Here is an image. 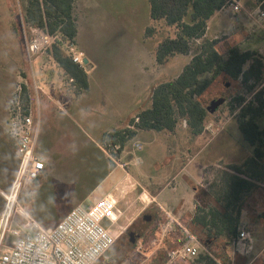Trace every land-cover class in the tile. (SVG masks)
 Instances as JSON below:
<instances>
[{"label":"rangeland","instance_id":"obj_1","mask_svg":"<svg viewBox=\"0 0 264 264\" xmlns=\"http://www.w3.org/2000/svg\"><path fill=\"white\" fill-rule=\"evenodd\" d=\"M241 1L245 3L247 0ZM76 16L78 33L76 44L74 43L75 47L77 51L83 52L84 57L97 68L91 78L92 82L93 79L95 80L96 86L92 95L86 99V104L93 105V95L100 97L101 101L105 100V97L111 96L112 101H114L112 104L113 112L122 109L131 100L137 99L138 88L140 89L141 84L147 80V73L142 74L141 72L142 66L149 68L154 63L155 49L165 37H173L175 30L167 27L163 22H159L156 24V33L151 36L147 35V27L152 23L148 0H78L76 3ZM13 24L16 27L17 35L13 31ZM251 36L253 38L252 49L257 48L260 43L264 42L263 38L258 39L256 34ZM31 37L29 28L24 21L23 0H0V104L6 100V94L10 93L13 97L21 83L31 82V66L26 56V43ZM228 47L223 45L221 51L227 50ZM247 48V46L242 47V49ZM188 59L189 57L177 56V58L175 57L170 61L166 65L167 80L173 79L178 74L179 67L183 66ZM41 60H39V63L35 62L34 67L37 74L39 73L45 79L44 75L53 71L55 65L48 58ZM131 78L134 80L132 85L128 81ZM146 89L144 87V92L141 93L144 104L147 100ZM239 93L250 100L251 95H247L237 83L222 78L203 96V101L209 107L213 100L222 95H227V98H236ZM231 102L232 106L228 104L219 107L218 113L210 114L206 126L212 123L213 127L206 131L207 134L215 133L217 129L222 127L224 129L218 137H215L213 142L209 143L207 150L203 149L202 155L194 163V166L187 171V174L196 167L195 164L210 161L217 153L226 156L229 163H241L251 155L252 148L243 139L235 116L237 106L233 100ZM109 117L110 114H105L103 120L106 122ZM141 132L146 131H140V136L136 137V140L143 145L141 152H135L131 142L126 145L125 151L120 157L122 163H129L139 157L141 164L135 166L131 162L129 167L125 169L131 177L122 185L121 189L119 188L115 193H110L118 200L117 207L120 212L116 223L112 225V230L116 234L121 233L120 237L127 227L143 213L146 207L148 209H158L155 204L147 205V199L144 196L142 197V184L132 170L141 167H152L155 162L164 166V155L168 152L166 150L167 145H169L170 155L174 154L177 149L180 152L182 150L184 156L180 161L185 163L188 158L195 154L199 144L201 147L205 145L204 141L207 139V134H205L197 144L189 143V133L186 124L182 121L173 133L160 132V136L156 137L155 143L146 141V134L143 135ZM74 135L78 136L79 141L77 140L76 145L74 143L63 144L61 156L57 159L59 161L63 160L66 165H62L64 162L56 165V174L52 179L76 184L71 185L70 189L77 188V191L84 192L103 177L108 161L97 149L96 142L100 143V139L92 134V130L88 127H82V130L75 132ZM65 147L66 151L64 150ZM211 171L213 170L208 167L204 170V175ZM183 178L184 176L177 178L176 182H182ZM134 179L138 184L134 182ZM255 196L248 199L247 210L252 214L256 209H263L264 211V186L256 189ZM261 196L262 198H260ZM158 213L161 217L156 222L157 230L158 227L161 228L160 226L164 222V216L159 209ZM18 214L20 213L16 211L15 217ZM171 217L175 223L171 225L172 229L166 237H160L157 230L155 233L152 232L154 226L150 227L145 232L144 237L138 240L136 248L124 258L122 264H149L150 260L162 250L166 252L167 264L168 254L179 249L182 240L185 238L184 234L182 237L180 225L192 232L187 212ZM13 225L16 227L15 222ZM251 230L252 235L255 237V240L254 237L253 240L254 243L256 241V249L260 250L264 246V225L258 226L255 224L251 227ZM256 264H264V254Z\"/></svg>","mask_w":264,"mask_h":264},{"label":"trees","instance_id":"obj_2","mask_svg":"<svg viewBox=\"0 0 264 264\" xmlns=\"http://www.w3.org/2000/svg\"><path fill=\"white\" fill-rule=\"evenodd\" d=\"M227 1L148 0L152 23L147 27V35L156 33V24L159 22L175 30L173 37H165L155 49L156 63L167 65L177 56L189 59L173 79L153 89L151 107L137 114L140 122L136 124L135 130L115 129L105 133L102 140L103 146L109 143L120 144L121 149L125 151L127 144L132 142L133 145V142L137 141L136 137L140 131L173 133L182 121L186 124L192 142L204 132L211 114L204 104L203 96L220 79L237 83L247 95H251L250 100H247L246 96L239 93L236 98H227L222 106H232L231 100L237 106L235 116L243 139L252 148V155L241 164L225 166L223 184L211 185L210 193L222 209L198 206L190 224L201 227L199 232L208 239H225V243L218 246L223 256L232 251V242L238 236L240 215L246 200L254 190L264 186V90L260 88L264 83V56L257 51H244L237 45L221 52L219 40L206 36L208 21L222 10ZM261 1L259 0V3ZM76 2L77 0H23L26 26L41 28L49 34L60 33L65 39L76 44ZM13 31L17 35L14 24ZM49 56L56 62L64 84H69V80L73 79L71 85L75 90L89 89L87 72L73 63L58 45H53ZM23 89L24 92L27 91L26 86H23ZM220 108L214 114L218 113ZM122 154L120 150L117 155L121 157ZM110 164L114 167L112 161ZM159 217L161 216L158 209H149L137 217L109 251V264H122L150 227L154 226L152 232L155 233ZM190 229L198 234L192 226ZM157 231L159 232V228ZM201 241L217 260L222 259L206 239L201 238ZM185 242L184 238L181 246ZM166 258V252L162 250L149 264H166ZM192 264L218 263L202 250L193 259Z\"/></svg>","mask_w":264,"mask_h":264},{"label":"crops","instance_id":"obj_3","mask_svg":"<svg viewBox=\"0 0 264 264\" xmlns=\"http://www.w3.org/2000/svg\"><path fill=\"white\" fill-rule=\"evenodd\" d=\"M238 1L242 4L243 9L239 12H234L230 9L217 12L208 21L206 36L219 40L218 45L220 51L223 45H227V47L237 45L241 49L243 46H247V49L242 50L257 51L264 56V42L260 43L257 48L252 49L253 47H251L253 45L251 35L256 34L258 39L263 38L264 40V21L257 23L251 16V12L258 6L259 0H247L245 3L241 0ZM225 51L226 49L223 52ZM187 62L188 60L184 64ZM181 68L182 66L179 67V72ZM96 70L97 68L89 62L87 71L89 76V89L87 91L75 90L71 84H64L57 66H54L53 71L47 72L49 78L47 83L48 96L41 97L39 131L35 148V153L44 162L45 169L37 180L22 188L18 197L19 209H15L11 218V229L27 230L32 223H36L44 229L54 228L75 207L91 206L101 200L105 195L115 193L119 188L121 189L122 185L131 177L130 173L120 166L115 164L114 167L111 166V159L103 149V135L115 129L120 130L130 127L134 124V120L141 110L151 107V94L153 89L159 84L168 81L166 74L167 66L166 64H157L156 60L149 68L142 66L141 72L142 74L147 73V80L141 84L140 89L138 88L139 94L137 99L131 100L122 109L114 112L112 107L114 101H112L111 96H107L105 100L101 101L100 97L93 95V105L86 104V99L92 95L96 86L95 80L93 79V82L91 81ZM128 81L131 82V85L134 82L133 78ZM144 87L147 88L145 90L147 92L145 104L141 97V93L144 92ZM13 97L10 93L6 94V100L0 104V218L5 207V199L2 193H7L11 190L20 161L16 142L9 132V110ZM105 114H110L108 118L109 122L103 120ZM82 127H88L92 130V134L100 139V143L96 142V146L107 159L108 166L105 174L99 181L88 190L79 192L76 190L77 188L70 189L71 185L76 184L64 183L60 180H54L52 177L56 174L55 166L64 162L63 160L59 161L57 159L61 156L63 144L68 145L74 143L76 145L79 138L74 134L75 132H80ZM211 127H213L212 123H209L205 127L204 132L192 141V143L197 144ZM223 129L224 127L217 129L215 133H208L207 139L204 141L205 145L201 147L199 144V148L195 151V154L188 158L185 163H181L180 161L184 156L182 150L180 152L177 149L174 154L170 155L169 145H167L166 150L168 152L164 155V166L155 162L152 167H141L132 170L142 184V197L144 196L147 199V205L155 204L158 207L164 216V222L169 220L167 219L168 216L182 215L187 212L190 225L198 206L205 207L206 209L209 207H215L219 210L222 209L221 205L210 193L211 185L213 183L222 185L224 182V171H226L225 166L229 164H241L252 155V150L251 155L241 163H229L226 156L222 153L220 155L217 153L210 161L195 164L196 167L190 173L187 174V171L194 166V163L202 155L201 152L203 149L205 148L207 150L209 143L213 142L215 137H218ZM141 133L143 135L144 133L146 134V141L150 143H155L156 137L160 136V132L156 131ZM64 150H67L66 147ZM133 161L127 163V167H129L131 162L135 166L141 164V162L136 163ZM62 165L65 166L66 163L64 162ZM208 167L213 171L204 175V170ZM181 176H184L182 182H176L177 178ZM134 182L138 184L136 180ZM255 195L256 190L251 193L248 199L256 197ZM248 199L240 215L238 232L244 228L252 235L251 227L253 225H264V211L263 209H256L253 214L248 212ZM145 209L148 208L146 207ZM16 211L20 213L17 217H15ZM14 222L16 227L13 225ZM190 226L198 231V234H194L200 241L201 238L206 239L207 243L212 245L216 249V252L222 256V259L217 260L203 246L218 264H256L264 254V246L260 250H257L255 246L256 241L254 243L255 237L252 235L254 237L253 249L248 254L235 252L233 240L232 251L223 256V252L218 249V246H222L225 243V239L222 237L208 239L199 232L201 227H196L194 224ZM181 234L183 237L182 230ZM201 243L205 245L202 241Z\"/></svg>","mask_w":264,"mask_h":264},{"label":"built area","instance_id":"obj_4","mask_svg":"<svg viewBox=\"0 0 264 264\" xmlns=\"http://www.w3.org/2000/svg\"><path fill=\"white\" fill-rule=\"evenodd\" d=\"M228 9L239 12L243 8L238 0H228L222 10ZM251 16L257 23L264 21V0L251 12ZM29 32L32 37L26 43V56L31 66V82L26 81L18 86L9 110V132L16 142L20 161L11 190L2 193L5 207L0 218V264H109L108 253L121 234L112 230L120 210L117 207L118 200L111 194L105 195L89 207H75L54 228L44 229L36 223L30 224L27 230L10 228L13 212L16 208L19 209L18 197L22 188L37 180L45 169L35 148L41 97L48 96V76L42 74L46 77L44 79L37 74L34 64L48 58L56 67V62L49 56V50L53 45H58L73 63L88 71L83 52L77 51L75 44L60 33L49 34L38 27H30ZM39 70L41 71L40 68ZM69 82L73 83L74 80L70 79ZM23 86H26V92ZM260 88L263 89L264 85ZM139 122V117H136L134 124L128 128L135 130ZM132 146L135 152H140L143 148L140 141H135ZM103 149L114 164L126 169L128 164L122 163L117 155L120 150L124 152L120 144L109 143ZM134 162L140 163V158H135ZM168 219L160 226L159 236L162 238L171 231V225L175 223L171 216ZM180 227L186 242L168 254L167 264H191L201 250L208 253L195 234L181 225ZM233 247L237 253L248 254L253 249L250 232L242 228Z\"/></svg>","mask_w":264,"mask_h":264},{"label":"water","instance_id":"obj_5","mask_svg":"<svg viewBox=\"0 0 264 264\" xmlns=\"http://www.w3.org/2000/svg\"><path fill=\"white\" fill-rule=\"evenodd\" d=\"M84 63L89 66V60L87 58H84ZM226 100H227V95H223L218 99L213 100L208 107L209 112L212 114L215 111H217L219 107H221L226 102Z\"/></svg>","mask_w":264,"mask_h":264},{"label":"flooded vegetation","instance_id":"obj_6","mask_svg":"<svg viewBox=\"0 0 264 264\" xmlns=\"http://www.w3.org/2000/svg\"><path fill=\"white\" fill-rule=\"evenodd\" d=\"M148 210H149V209H145V211H144L143 213H146ZM144 223H146V222H144Z\"/></svg>","mask_w":264,"mask_h":264}]
</instances>
